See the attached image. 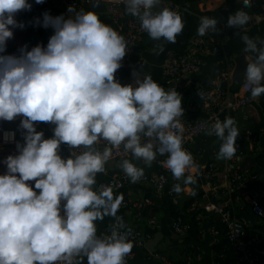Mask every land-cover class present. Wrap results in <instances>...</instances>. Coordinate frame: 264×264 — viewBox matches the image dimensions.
I'll list each match as a JSON object with an SVG mask.
<instances>
[{"label": "clouds", "instance_id": "clouds-1", "mask_svg": "<svg viewBox=\"0 0 264 264\" xmlns=\"http://www.w3.org/2000/svg\"><path fill=\"white\" fill-rule=\"evenodd\" d=\"M116 2L128 4L127 11L139 18L151 39L175 43L185 27L175 10L151 11L160 0ZM32 7L29 0H0V52L13 29L25 28L16 14ZM249 20L247 12L238 10L227 23L244 26ZM30 23L54 30L47 46L22 48L18 56L0 55V121L20 117V129L26 130L22 143L15 132L3 134L5 142L15 143L16 154L0 161L6 166L0 174V264H126L134 246L130 230L121 234L120 222L110 235H97V221L116 217L123 199L110 189L94 188L97 174L105 172L114 150L122 146L123 153L148 167L157 155L167 154L162 167L176 181L172 192L180 194L184 186L195 184L192 173L202 166L183 146V98L150 74L135 84L118 82L127 40L94 11L76 13L75 18L44 12L42 20L36 17ZM216 24L214 18L201 17L197 34L203 37ZM242 39L244 51L257 53L247 64L246 85L259 98L264 96V47L258 49L247 35ZM34 122L54 125L52 137L44 138ZM206 134L220 141L217 160L233 159L240 135L235 118H216ZM62 145L77 151L64 158ZM120 167L132 183L145 175V168L132 159H123Z\"/></svg>", "mask_w": 264, "mask_h": 264}, {"label": "built area", "instance_id": "built-area-1", "mask_svg": "<svg viewBox=\"0 0 264 264\" xmlns=\"http://www.w3.org/2000/svg\"><path fill=\"white\" fill-rule=\"evenodd\" d=\"M179 0H160V3L154 5L152 12L155 14L156 9L168 7L180 13L181 6ZM198 3H205L208 0H192ZM50 5L56 8L65 18H75L76 12L83 7L101 4L104 7V14L108 19V24L117 29L127 40L126 55L122 59V67L117 70L116 78L122 85L135 84L137 78L142 79L145 72H136L138 76L125 79V71L127 70L137 47L144 41L147 32L140 27L138 17L131 15L128 11L126 2L117 3L116 0H49ZM238 10L247 12L250 16L249 22L244 26H229L227 21L236 11L232 8L224 7L221 13L217 15V24L214 31L207 32L203 37L195 34L187 43L183 51H167L164 55L160 66V74L162 86L166 89L177 90L182 98L186 89L190 85V78L198 75L204 65V60L215 54L220 46L221 36L227 35L229 32L235 34L255 28L262 27L264 31V0H250L247 7L239 6L244 3L243 0H234ZM74 9V12H68V8ZM235 7V6H234ZM254 8L258 12H253ZM143 8H141V12ZM199 27V26H198ZM198 29V28H197ZM259 41V48L264 44ZM47 44L44 46L46 47ZM35 46L26 47L27 51H31ZM24 47H9L6 45L4 52L0 55H20V49ZM224 71L216 75L215 78L202 82L194 91L192 99L188 104L183 103L184 115L180 118L184 127V148L188 150V145L196 140L206 138L215 139V136L206 134L208 127L216 118L223 120L228 112H240L243 119L248 120L250 113L255 111V104L259 98H253L250 89L246 85V77L243 83L235 91L229 95L224 87L226 78L233 71L234 63L229 62L224 66ZM204 111V119H187L188 113ZM254 114L252 113V116ZM251 116V117H252ZM20 117L13 121H0V161L10 154H16L14 142H5L3 138L4 132H15L16 140L23 142L22 132L26 130L20 129ZM37 131L44 132V138H51L53 128L50 122H34ZM240 135L237 138V153L232 160H223L224 168L218 170L216 166V153L214 148L211 150L209 161L200 164L194 157L196 163L202 167L198 170L200 182L202 184L201 195L198 200H194L188 208L177 213L171 220V232L178 237L186 236L189 231L188 219L191 215H196L199 221L205 215H211L221 225L222 230L211 226L210 234L213 243L220 251L217 252L218 258H223L226 254L233 256L231 264H264V225L255 231V221L264 220V186L260 190H255L250 186V180H257L262 175L261 171H256L254 163L246 164L244 159L247 151L256 157L258 146L264 140V129H239ZM147 138H145L146 140ZM103 144L97 145L103 148ZM158 146V143H157ZM72 150L67 145H62L61 155L68 158ZM189 151V150H188ZM202 149L198 151V155L202 153ZM130 154L123 153V149L114 150L113 158L110 160L118 161L129 158ZM167 158L157 155L156 160L152 163L159 167V171L153 173H145L144 177L136 182H130L129 178L123 173L116 174L106 181L100 182L97 189H110L112 193H118L124 189H143L149 191V196L141 198L122 197L116 217L110 216V221L102 236L110 235L114 226L120 222L123 223L125 212L130 211L134 218L140 220L143 215L149 213L156 207V200L163 196L178 200L176 195L171 191L169 185L176 183L173 180L169 170L162 167V161ZM6 170V166L0 163V174ZM197 174V173H196ZM222 175L221 178H217ZM223 195L233 200L232 204L218 202ZM246 213V214H245ZM250 215L252 218H249ZM150 225H155V219H151ZM128 238L138 249H145V245L151 240L152 235L143 233L138 230L119 228L121 234L129 233ZM131 253L126 257V264L130 263ZM159 264H173L164 256L159 257ZM201 255L197 251H191L187 254L180 264H199Z\"/></svg>", "mask_w": 264, "mask_h": 264}, {"label": "crops", "instance_id": "crops-1", "mask_svg": "<svg viewBox=\"0 0 264 264\" xmlns=\"http://www.w3.org/2000/svg\"><path fill=\"white\" fill-rule=\"evenodd\" d=\"M179 5L181 6L180 14L183 17L185 27L181 34L177 36L175 43H169L163 38L160 40L151 39L148 34L144 41L137 47V50L134 56L131 59V62L125 71V79L133 77V72L143 71L146 74H150L154 80L162 85V79L160 74V66L163 61L164 55L167 51H183L187 43L190 41L191 37L195 34L201 17L208 16L209 18H217V15L221 13L222 8L228 7L232 8L236 6L234 0H208L205 3H198L192 0H179ZM161 9H156L155 13L159 12ZM94 11L99 16L100 19L108 24V19L104 14V7L101 4H95L93 6L83 7L81 10L76 13ZM217 20V19H216ZM244 35L249 36L257 44L259 49V41L264 39L263 28L255 27L241 31L237 34L234 33V36L229 34L221 36L220 46L218 51L207 57L204 60V65L201 72L190 78V85L186 89L183 103L188 104L192 99L195 89L204 81L211 80L215 78L217 74V69L220 66H225L229 62L234 63V59L243 55L247 62H251L257 55V53H250L244 51L246 45L242 39ZM163 51H160V49ZM231 74L228 75L225 81L227 87H225L227 94L232 95L235 92L231 85ZM264 100V96H261ZM261 97H259L258 102L255 104V111L250 113L248 120L243 119L242 113L240 112H228L226 116H232L237 121V126L239 129H264V102ZM204 111L188 113L186 115L187 119H204ZM252 113L254 114L252 116ZM252 116V117H251ZM219 139H209L202 138L196 141L191 142L188 145V150L193 154L200 164H205L209 161L211 150L214 148L218 151L219 149ZM202 149V153L198 155V151ZM257 154L262 157L264 160V140H262L258 146ZM128 159H132L133 162L138 167H144L145 173H153L159 171V167L156 164H153L148 167L144 164L142 160H137L131 156ZM123 160L108 162L106 165V170L104 173L97 174V184L94 185V188L103 181L108 180L109 178L119 174L122 171L120 164ZM218 170L224 168V161L217 160L215 161ZM244 163L253 164L254 159L253 155L247 151ZM197 177V182L195 184H189L184 186V191L180 194H176L178 200H173L167 196H163L160 199L156 200V207L143 215V217L138 220L133 217L130 211L125 212V218L123 221L124 228L138 230L143 233H149L152 235L151 240L157 236L159 237L157 245L152 248H148L150 241L145 245V249H138L133 246L131 251V260L129 264H159L157 261L159 257L164 256L173 264H180L188 253L194 249L201 255V261L199 264H231L233 262V256L231 254H226L223 258H218L217 256V246L213 243L212 236L210 234V228L216 221V218L211 215H205L199 220V239L196 242L197 246H190L185 243L187 236L178 237L175 236L170 229L171 220L177 213H180L182 210V205L186 203L189 197H195L201 192L202 184L200 182V176L196 173H192ZM261 176L257 180H250L249 184L255 190H260L264 186V169L261 171ZM222 175H218L217 178H221ZM174 183L169 185L171 189ZM195 192V195L192 193ZM114 197H129V198H141L149 196L148 190L143 189H124L118 193H112ZM198 200V199H196ZM223 202L226 204H232L233 200L228 196L222 194L218 202ZM246 214V213H245ZM248 215V214H247ZM151 219H155L156 224L150 225L149 222ZM110 216L104 218L103 221H97V235L101 236L107 225L109 224ZM255 231H258V228L264 225V220L255 221ZM86 264V261H85Z\"/></svg>", "mask_w": 264, "mask_h": 264}, {"label": "trees", "instance_id": "trees-1", "mask_svg": "<svg viewBox=\"0 0 264 264\" xmlns=\"http://www.w3.org/2000/svg\"><path fill=\"white\" fill-rule=\"evenodd\" d=\"M30 3L33 4V7L31 11H20L16 14L15 18L18 22H22L25 24V28L20 29L16 28L13 29V36L9 38L6 41V45L9 47H29V46H45L50 37L54 34V30L52 28H44L42 24L40 25H34L31 24L30 22L36 18L39 17L42 20L43 13L48 12L50 15L56 16V15H61L60 12L54 8L52 5H50L49 0H44V3L42 4H35L34 0H29ZM232 9L235 11L238 10V7H232ZM253 12H258L257 8H254ZM231 37L234 36V32H229L228 33ZM224 66H219L217 69V74L219 75L224 71ZM262 99V97H261ZM264 102V100L262 99ZM254 165H255V170L256 171H262L264 169V160L260 155H256L254 158ZM201 195V192L195 196V197H189L188 201L182 205V210L180 213L184 212L188 206L196 199H199ZM249 218H252L250 215H247ZM189 223V231H188V238L185 240V243L196 247L197 244L196 242L199 239V221L196 220V215L193 214L189 217L188 219ZM216 228L222 230L221 225L215 221L213 224ZM187 236V235H186ZM220 246L217 247V252L220 251ZM192 251H195L192 249Z\"/></svg>", "mask_w": 264, "mask_h": 264}, {"label": "water", "instance_id": "water-1", "mask_svg": "<svg viewBox=\"0 0 264 264\" xmlns=\"http://www.w3.org/2000/svg\"><path fill=\"white\" fill-rule=\"evenodd\" d=\"M239 6L247 7L244 3L238 4ZM249 62L246 61L243 55H239L234 59V68L231 74V85L232 88H235L233 92H235L239 86L243 83L246 77V68ZM224 87H227L224 84ZM159 237L155 236L149 243L148 248H154L158 243ZM147 248V246H145Z\"/></svg>", "mask_w": 264, "mask_h": 264}]
</instances>
